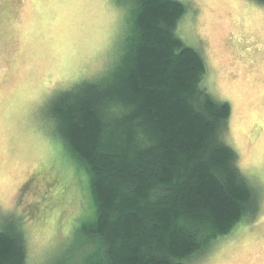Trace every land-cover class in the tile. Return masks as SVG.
<instances>
[{"label": "trees", "instance_id": "16d2710c", "mask_svg": "<svg viewBox=\"0 0 264 264\" xmlns=\"http://www.w3.org/2000/svg\"><path fill=\"white\" fill-rule=\"evenodd\" d=\"M115 3L125 10L116 64L47 103L94 206L74 230L75 264H187L254 216L257 193L223 138L229 102L208 92L203 56L176 34L186 5ZM0 264H29L19 221L0 223Z\"/></svg>", "mask_w": 264, "mask_h": 264}, {"label": "rangeland", "instance_id": "374dc122", "mask_svg": "<svg viewBox=\"0 0 264 264\" xmlns=\"http://www.w3.org/2000/svg\"><path fill=\"white\" fill-rule=\"evenodd\" d=\"M181 1L176 34L203 56L208 92L229 102L223 138L258 197L252 218L187 264H264V3ZM124 14L115 0H0V223H21L29 264L82 257L74 230L94 210L88 176L47 103L116 64Z\"/></svg>", "mask_w": 264, "mask_h": 264}]
</instances>
